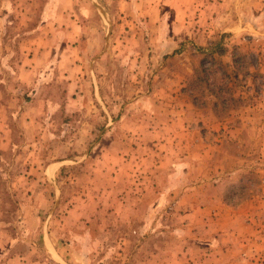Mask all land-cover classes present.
I'll list each match as a JSON object with an SVG mask.
<instances>
[{
	"label": "rangeland",
	"instance_id": "obj_1",
	"mask_svg": "<svg viewBox=\"0 0 264 264\" xmlns=\"http://www.w3.org/2000/svg\"><path fill=\"white\" fill-rule=\"evenodd\" d=\"M117 7L0 0V264H264V49Z\"/></svg>",
	"mask_w": 264,
	"mask_h": 264
},
{
	"label": "crops",
	"instance_id": "obj_2",
	"mask_svg": "<svg viewBox=\"0 0 264 264\" xmlns=\"http://www.w3.org/2000/svg\"><path fill=\"white\" fill-rule=\"evenodd\" d=\"M116 2L118 7L115 14L124 28L128 29L129 22L136 28L152 29L149 35L147 32L146 36L144 34L132 36L137 43L148 41L151 45L160 44L168 36L176 41L192 39L199 45L217 33L227 32L230 34V48L235 45L240 49L251 48L258 51L264 49V0H116ZM158 30L166 34L158 33ZM66 77L74 79V74L69 73Z\"/></svg>",
	"mask_w": 264,
	"mask_h": 264
},
{
	"label": "trees",
	"instance_id": "obj_3",
	"mask_svg": "<svg viewBox=\"0 0 264 264\" xmlns=\"http://www.w3.org/2000/svg\"><path fill=\"white\" fill-rule=\"evenodd\" d=\"M216 48L218 49V48H220L219 47V45L216 43ZM208 50V49H207ZM205 51L203 54H204V57L205 58H203V59H205L206 60V58L207 57H211L212 56V52H213V50L214 49H212V50H209V51ZM219 51H221V49L219 50ZM235 57H236V55H233V59H235ZM213 62V61H212ZM199 66H200V72H201V74H199V75H201L200 77H201V80H204L205 79V76H206V71H207V66H205L203 63H199Z\"/></svg>",
	"mask_w": 264,
	"mask_h": 264
}]
</instances>
